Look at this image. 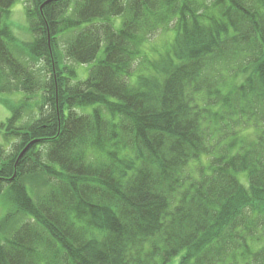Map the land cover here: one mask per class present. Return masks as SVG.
I'll use <instances>...</instances> for the list:
<instances>
[{
  "label": "trees",
  "instance_id": "1",
  "mask_svg": "<svg viewBox=\"0 0 264 264\" xmlns=\"http://www.w3.org/2000/svg\"><path fill=\"white\" fill-rule=\"evenodd\" d=\"M17 1L0 0V264H264V0H31L43 87L10 49ZM64 34L67 61H97L85 81Z\"/></svg>",
  "mask_w": 264,
  "mask_h": 264
},
{
  "label": "rangeland",
  "instance_id": "2",
  "mask_svg": "<svg viewBox=\"0 0 264 264\" xmlns=\"http://www.w3.org/2000/svg\"><path fill=\"white\" fill-rule=\"evenodd\" d=\"M30 4H31V0H18L12 7L11 14L8 17V19H6L5 24L9 27L11 35L13 37V40L10 41L13 42L12 44H10V49L12 54L20 62L30 64L34 68L33 71L35 72V76L43 87L44 82L51 78V73L49 71L50 68L45 61H40V62L34 61L30 58V55L28 54V44L31 43L33 40V37L29 30L28 19L26 16V10L30 6ZM120 26H121V18H117L115 20V28L119 29ZM72 36L73 34H64L63 36H61L57 43L58 45L57 49L58 52L60 53V56L63 59L62 64H65V66H69L76 73V78H74V81L75 82L85 81L90 76V73L95 67L97 61L87 65H81L72 61H67L63 56L64 46L71 39ZM167 37L168 36L165 37L163 35H159L155 40H153V44L160 45L162 41L165 40ZM101 57L102 55H100L99 59ZM134 82H135V78H132L131 83ZM42 94L43 92L40 91L29 99L30 102L28 103V108L24 112L23 118L19 123V125L23 127H25L26 125L28 126L35 119L39 117L37 105L41 100L40 98ZM1 97L5 102H10L13 105H18L21 101L27 98L26 94L23 91L18 93L7 92L2 94ZM92 109H93L92 107H89L86 108V111L92 112ZM10 117H11V110L6 105L0 103V125L5 123ZM0 144H4V140L1 137H0ZM4 145L5 147H8L7 144ZM243 176L244 175L241 174L238 175V179L241 183H243V185L248 186V181L244 179ZM25 184L28 192L31 193L32 196H34V198L37 196L39 197L44 193L45 190L44 182L40 176L26 180ZM7 212L8 209H6L2 205V200H0V220L2 216L6 215ZM170 264H180V257L175 258Z\"/></svg>",
  "mask_w": 264,
  "mask_h": 264
}]
</instances>
